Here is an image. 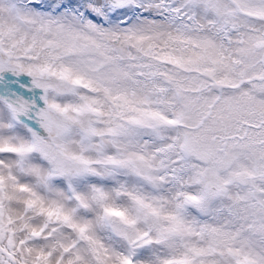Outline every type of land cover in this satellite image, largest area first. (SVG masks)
Instances as JSON below:
<instances>
[{
	"label": "snow or ice",
	"instance_id": "snow-or-ice-1",
	"mask_svg": "<svg viewBox=\"0 0 264 264\" xmlns=\"http://www.w3.org/2000/svg\"><path fill=\"white\" fill-rule=\"evenodd\" d=\"M0 264H264V0H0Z\"/></svg>",
	"mask_w": 264,
	"mask_h": 264
}]
</instances>
